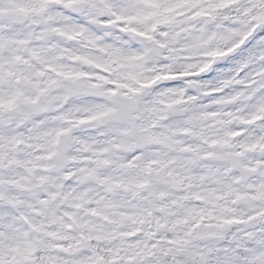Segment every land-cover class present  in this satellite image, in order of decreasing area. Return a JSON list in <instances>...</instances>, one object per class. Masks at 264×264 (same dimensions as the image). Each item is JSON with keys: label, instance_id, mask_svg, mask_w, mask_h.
<instances>
[{"label": "snow or ice", "instance_id": "6c2138e0", "mask_svg": "<svg viewBox=\"0 0 264 264\" xmlns=\"http://www.w3.org/2000/svg\"><path fill=\"white\" fill-rule=\"evenodd\" d=\"M0 264H264V0H0Z\"/></svg>", "mask_w": 264, "mask_h": 264}]
</instances>
